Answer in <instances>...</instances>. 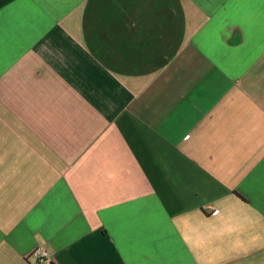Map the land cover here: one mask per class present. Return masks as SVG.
<instances>
[{"label":"crops","instance_id":"obj_1","mask_svg":"<svg viewBox=\"0 0 264 264\" xmlns=\"http://www.w3.org/2000/svg\"><path fill=\"white\" fill-rule=\"evenodd\" d=\"M0 264H264V0H0Z\"/></svg>","mask_w":264,"mask_h":264},{"label":"built area","instance_id":"obj_2","mask_svg":"<svg viewBox=\"0 0 264 264\" xmlns=\"http://www.w3.org/2000/svg\"><path fill=\"white\" fill-rule=\"evenodd\" d=\"M35 256L37 257V259L40 261V262H43L47 256L46 253H43V252H40L38 251Z\"/></svg>","mask_w":264,"mask_h":264}]
</instances>
